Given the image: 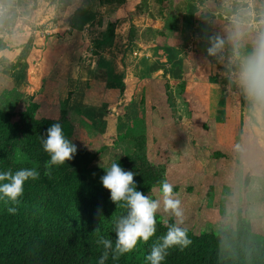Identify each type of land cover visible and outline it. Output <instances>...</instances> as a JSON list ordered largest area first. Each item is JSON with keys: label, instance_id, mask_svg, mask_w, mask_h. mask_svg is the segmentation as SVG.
Segmentation results:
<instances>
[{"label": "rangeland", "instance_id": "374dc122", "mask_svg": "<svg viewBox=\"0 0 264 264\" xmlns=\"http://www.w3.org/2000/svg\"><path fill=\"white\" fill-rule=\"evenodd\" d=\"M6 2L0 3L6 6L0 16L4 26L9 27L1 29L0 34L8 38L13 35L15 39L34 30H46L49 37L59 34L63 37L64 32L69 36L65 28L70 24V11L84 6V0H26V4L16 5L11 11ZM170 2L175 19L171 25L170 14L159 0H123L122 5L127 17L133 15L150 24L140 27L132 37L141 36L140 40L146 44L141 46L143 50H151L149 44L177 48L168 49L167 58L171 62L172 53L179 52L180 56L176 57L180 59V77L170 79L167 66L165 75H154L159 71L156 68L149 69L144 80L135 79L132 99L120 110L124 124L110 137H102L100 123L86 122L90 120L85 116L96 119L91 114L102 109L95 110V105H91L93 111L86 109L87 100L93 99L87 97V91L83 97L76 94L74 100H79L81 107L68 108L64 135L77 146L80 156L75 157L76 161L96 184L101 182L104 169L114 158L130 151L131 138L143 135L146 153L150 161L159 165L162 179L179 187L183 225L188 231L215 232L221 217H231L232 224L240 222L239 219L246 221L254 237L264 240V141L256 136L259 131L264 137V111L260 114L259 104L257 108L248 104L251 97L240 80L244 62L264 35V0ZM112 17L108 15L100 20L110 21ZM97 21L85 28L83 40L93 54L109 47L107 44L98 48L92 43L97 39ZM155 23L159 27L151 32ZM223 30L229 32L228 37H221ZM128 40L131 41L130 35ZM214 45H217L215 51L210 54L208 50ZM12 93L11 83L0 75V109L10 110L20 102L18 95L14 97ZM43 109L47 116L62 110L52 112L49 104ZM255 114L261 127L258 124L256 127L260 129L252 131ZM244 138L250 181L243 193ZM90 156L94 157L91 161ZM159 199L162 201V197ZM157 214L174 218L164 211L162 202Z\"/></svg>", "mask_w": 264, "mask_h": 264}, {"label": "trees", "instance_id": "16d2710c", "mask_svg": "<svg viewBox=\"0 0 264 264\" xmlns=\"http://www.w3.org/2000/svg\"><path fill=\"white\" fill-rule=\"evenodd\" d=\"M117 2L123 3V0ZM159 3L170 14L171 25L170 0H159ZM22 4V0H16L17 6ZM116 22L113 17L103 22L98 19L97 39L92 43L98 48L109 44ZM225 35L228 37L229 32L223 30L221 37L225 38ZM93 85L96 83L87 82L85 87L90 89ZM12 95H18L20 102L10 110L0 109V172L10 169L14 174L21 168H35L39 178L24 183L18 204L0 198V264H98L103 246L97 240L99 237L111 239L114 245L115 222L126 215L128 209L123 202L112 203L110 192L102 183L96 184L83 173V167L75 158L80 156L78 153L71 161L53 166L51 174L46 175L44 165L50 157L43 150L41 138L53 123L59 122L64 127L69 120L68 107L47 116L43 107L26 95L15 91ZM68 99L69 96L66 101ZM145 141L143 135L133 136L130 151L113 161L136 173L137 190L159 199L161 170L158 164L150 161ZM246 141L244 138L243 193L250 181ZM92 159L94 157L90 156V161ZM173 191L178 193L179 187H173ZM9 207H15L16 212L9 213ZM231 221V217H221L215 232L187 230L191 244L184 248L178 245L169 248L161 264H264V240L254 237L246 221L239 219L241 224ZM165 222L172 224L174 218L157 214L154 236L147 242L139 240L131 252L116 260L112 259L109 250L105 264H149L145 257L152 245L166 234Z\"/></svg>", "mask_w": 264, "mask_h": 264}, {"label": "crops", "instance_id": "0c3cea01", "mask_svg": "<svg viewBox=\"0 0 264 264\" xmlns=\"http://www.w3.org/2000/svg\"><path fill=\"white\" fill-rule=\"evenodd\" d=\"M4 1L6 2V0H0V3L4 4ZM25 1L22 0L23 4H26ZM6 4H9L8 7L12 11L16 7V0H7ZM5 7L0 5V12ZM109 7L108 12L107 8ZM4 12L6 13V9ZM70 13L72 15L70 24L68 28H65L69 31V36H66L64 32L62 33L63 37L60 34L56 37H49L46 30L28 31L26 36L16 39L13 35L8 38L0 34V75L9 80L13 91L26 95L30 101H34L42 107L49 104L52 112L58 108L65 109L66 107H70L72 110L79 109L81 103L77 99L74 100V96L79 94L78 98L83 97L87 91V97L93 99L87 100L86 109L91 110L95 105L97 106L95 110L102 109V111H98V114H91L96 119L92 118L91 120V117L85 116L90 120V122L88 120L86 122L91 125L100 123L102 137H110L124 124L120 110L132 99L133 81L135 79L144 80L149 69L153 71L158 68L159 71L154 75L160 77L166 71L167 66L171 72L168 75L170 79L180 77V59L176 57L180 54L179 52L172 53L173 61L171 63L167 54L170 52L169 50L175 51L176 47L169 48L166 44H162V46L149 44L151 50H143L141 46H146V44L140 40L141 36L137 35V39L132 37L140 27H149L150 24L133 15L127 17L128 13L123 12L122 3L84 0L83 8L78 6ZM108 15H112L117 21L113 28L111 43H109V47L93 54L83 41L85 40V28L100 18L106 19ZM3 21L1 15L0 32L1 29L9 27V25L4 26ZM174 22L173 18L172 23ZM158 25L159 23H155L151 32H156L154 29L156 27L158 29ZM128 28H131L130 32ZM166 29L175 30V28L167 27ZM62 30L60 29V31ZM128 34L131 41L126 39ZM137 65L138 68L135 69ZM116 70H118V74L115 72ZM150 71L148 73H151ZM165 78L168 79L167 76ZM87 82H95L96 85L86 89ZM98 84L100 86H97ZM68 96L69 99L66 101ZM250 97L253 96L250 95ZM251 98H249L248 104L254 105L256 108L259 104L260 114H262L264 99L258 101L253 100L254 97ZM256 118L250 127L252 131L258 130L259 127H256L258 124L261 127L259 118ZM257 133L258 139L261 138L264 141L263 135L260 136L259 131ZM258 144L262 145L259 140Z\"/></svg>", "mask_w": 264, "mask_h": 264}, {"label": "clouds", "instance_id": "9594fccd", "mask_svg": "<svg viewBox=\"0 0 264 264\" xmlns=\"http://www.w3.org/2000/svg\"><path fill=\"white\" fill-rule=\"evenodd\" d=\"M216 46L209 48L210 54L215 51ZM240 80L250 95L264 99V35L259 37L254 52L244 62ZM41 139L43 150L50 157L44 165L46 175L51 174L53 166L71 161L77 153V146L64 135L63 127L59 122L51 124ZM104 172L100 181L103 187L110 192L111 202L115 205L123 202V206L128 211L126 215L120 216L115 222L114 245L111 239L99 237L97 240V243L103 246L98 264H105L109 258V250L112 252V259L116 260L125 253L131 252L139 240L147 242L150 237L154 236L161 202L164 211L170 212L174 217V223L167 224L165 222L166 234L152 245L145 260L149 264H161L168 255L169 248L177 245L184 248L191 244L192 241L187 236V229L181 227L185 219L181 210V201L178 194L173 191V185L166 179L160 181L161 201L137 190L136 173L124 169L120 163L113 161L109 167L104 169ZM38 178L39 172L35 168H21L14 174L10 169L0 172V198H6L8 202L18 204L19 197L24 192V183L29 179L36 180ZM7 211L14 214L16 208L9 207Z\"/></svg>", "mask_w": 264, "mask_h": 264}]
</instances>
